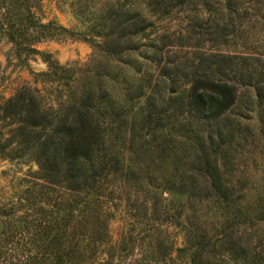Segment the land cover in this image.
Wrapping results in <instances>:
<instances>
[{
  "label": "rangeland",
  "instance_id": "rangeland-1",
  "mask_svg": "<svg viewBox=\"0 0 264 264\" xmlns=\"http://www.w3.org/2000/svg\"><path fill=\"white\" fill-rule=\"evenodd\" d=\"M154 1L0 0V103L25 88L56 107L68 95L69 81L103 61L96 45L110 29L108 13L116 4L145 20L149 40L168 35L175 42L159 46L158 61L143 38L136 40L134 54L105 61V89L124 105L129 123L145 104L126 100L128 84L141 83L147 97L156 79L179 92L187 88L178 77L166 79L164 65L176 60L170 52L188 64L205 53L264 65V0H161L158 12ZM49 23L64 31L47 34L39 27ZM8 33H15L19 49ZM29 48L70 72L54 77ZM261 86H237L235 105L204 126L183 121L178 93L160 89L155 103L169 97L163 104L168 117L160 125L128 124L110 139L106 149L122 169L96 177L91 190L52 185L29 153L0 152V264L34 263L61 244L75 256L73 264H264ZM43 220L45 227L37 225Z\"/></svg>",
  "mask_w": 264,
  "mask_h": 264
},
{
  "label": "trees",
  "instance_id": "trees-1",
  "mask_svg": "<svg viewBox=\"0 0 264 264\" xmlns=\"http://www.w3.org/2000/svg\"><path fill=\"white\" fill-rule=\"evenodd\" d=\"M162 5L161 0L151 4L157 12ZM177 5L183 7L185 3L179 2ZM116 7L108 13L110 29L102 34V43L96 45V55L102 53L103 61L97 62L94 71L84 70L86 73L83 78L80 76L69 81L68 95L61 97L56 107L50 102H43L37 92L25 88L0 103V152L18 149L19 153H29L38 164L41 178L52 185L64 184V188L73 191L91 190L96 186V177L121 170L118 157L111 155L106 146L128 124L139 128L148 127L151 123L160 125V121L168 117L167 109L163 108L165 97H161L162 104L155 103V96L160 89L171 94L178 93L181 99L178 114L184 116L182 120L189 125L197 123L204 126L220 120L235 105L237 86L254 87L261 83L259 93L264 107V65L260 66L258 60L203 53L195 59L196 62L190 61L188 64L177 61L176 53L170 52L176 60L164 65L166 79L178 77L187 88L179 92L173 85L166 87L165 81L156 79L147 97L141 83L128 84L124 95L126 100L132 102L144 99L146 106H140L138 115L131 117L129 123V114L124 110V105L113 101L105 89L104 77L110 75L107 71L109 64L105 61L117 62L123 55L134 54L139 48L136 40L148 38L145 37V20L132 14L124 5L116 4ZM28 23L36 25L31 19H28ZM39 27L48 29L47 34L52 30H63L54 23ZM15 33H8L7 36L19 49L18 40L13 36ZM17 35L23 37L22 33ZM170 39L168 35L157 36L154 40L148 39V44L143 47L147 46L151 50L152 59L158 61L162 50L159 46L172 47L171 44L175 42H170ZM29 52L40 56L54 77L56 72H70L71 67L56 64L46 53L35 48H29ZM51 81L58 82L53 78ZM166 99L170 100L169 97ZM161 114H164V119L159 116ZM3 128L8 129L3 132ZM47 222L38 221L37 225L45 227ZM64 247L65 244H61L52 255L49 254V258H33L34 263L30 264H63L62 257L65 264H73L75 256L63 251ZM233 247L234 250H243L232 244Z\"/></svg>",
  "mask_w": 264,
  "mask_h": 264
}]
</instances>
